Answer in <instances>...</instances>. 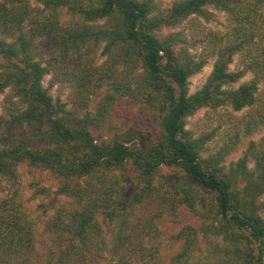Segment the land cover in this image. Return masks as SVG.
I'll return each mask as SVG.
<instances>
[{
    "label": "trees",
    "instance_id": "trees-1",
    "mask_svg": "<svg viewBox=\"0 0 264 264\" xmlns=\"http://www.w3.org/2000/svg\"><path fill=\"white\" fill-rule=\"evenodd\" d=\"M208 7L228 14L231 42L215 51L212 73L191 95L190 79L207 60L190 53L182 34L160 38L158 32L192 15L206 16ZM63 9L78 22L64 23ZM263 9L264 0H180L166 12L152 0H0V93L11 88L20 100L22 109L10 112L8 124L29 127L19 139L14 133L0 138V186L27 163L55 174L62 181L58 194L79 202L71 211L56 204L40 234L14 201L0 203V264H264V147L252 143L227 166L223 153L204 159L209 137L186 129V119L203 108L241 111L256 103L264 77ZM42 38L66 55L85 50L87 56L105 43L103 54L143 71L130 83L102 77L107 94L98 112L82 116L44 87L49 68L38 60ZM239 54L256 78L233 88L246 72L230 70ZM125 98L141 107L156 131L132 127L95 136ZM252 157L254 170L248 166ZM129 166L137 184L131 194L118 176L132 181ZM143 203L158 213L136 235L127 225ZM182 206L198 224L165 237L156 220L176 217ZM134 235L140 238L136 255L128 252Z\"/></svg>",
    "mask_w": 264,
    "mask_h": 264
},
{
    "label": "rangeland",
    "instance_id": "rangeland-1",
    "mask_svg": "<svg viewBox=\"0 0 264 264\" xmlns=\"http://www.w3.org/2000/svg\"><path fill=\"white\" fill-rule=\"evenodd\" d=\"M177 1L180 0H152L159 12H166ZM32 4L33 6L37 5L35 2ZM207 12L206 16L192 15L181 24L164 27L158 32L160 38L170 34H182V37L187 39L190 53L195 55L197 59L207 60L201 72L190 79L191 95L203 87L212 73L217 58L215 51L220 46L231 42L228 36L232 21L228 14L214 7H208ZM62 18L64 23L68 22L70 25L78 22L69 16L65 9L62 10ZM99 25H104V22ZM47 40L42 38L38 41L40 51L38 60L49 68V73L44 77L43 85L55 101L64 103L67 110L82 116L88 111L93 114L98 112V104L107 94L106 85H100L102 77H112V81L130 83L131 80L137 81L143 71L141 67L133 69L132 65H122L123 61L115 62V54H103L105 43L96 52L93 50L89 52L87 56L85 50L77 54L66 55L62 49L55 45L48 47ZM246 62L247 57L244 55L239 54L234 57L230 70L233 72L246 70V72L233 88H238L256 78V73L249 69ZM113 65H118V70L112 73L114 69L112 70L111 67ZM19 102L20 100L11 88L0 93V138H3L2 141L5 137L11 136V133L15 134V136H11L12 138L19 139L25 131L29 130L27 125L8 124L11 121L10 112L22 109L19 107ZM146 119V115H142L141 107L132 98H125L110 109L102 129H95L94 133L97 137L103 135L107 138L108 135L111 137L115 134H123L132 127L140 130L150 127L152 131H156L157 127L147 123ZM186 129L193 133L194 137L205 135L209 137L203 154L204 159L223 153L227 166L236 163L248 151L252 143L255 144L257 150L263 149L264 77L259 83L257 101L253 106L246 107L241 111H235L229 106L217 109L203 108L186 119ZM232 142H236V144L233 149H230ZM248 166L251 170L255 169L254 157L250 159ZM126 175L132 177L133 180L124 182L123 178L118 175L121 180L120 187H126L131 194V191L137 189L136 172L133 167L129 166ZM82 183L86 185V182ZM61 185L62 181L52 172L41 167H31L27 163H21L16 178L13 180L4 179L2 182L0 203L4 201L12 203L14 201L16 205H19V208L16 207L18 210L21 209L27 213L28 222H33L40 234L44 232V227L55 215L56 204L59 207L62 205L65 211H71L78 206L79 202L74 196L58 194ZM260 203L264 204V195L261 197ZM177 210L176 217L167 215L163 220H156L157 223L159 222V228L165 237L175 235L184 225H197L199 222L197 215L187 207L182 206ZM157 213L158 210L154 206H150L148 203L141 204L135 214L131 216L127 230L136 235H141L142 223ZM262 216L264 217V211ZM112 235L109 233L106 237L108 243L113 239ZM41 236L43 235L41 234ZM138 240L140 238L134 235L133 245L128 252L135 254L134 249L137 248Z\"/></svg>",
    "mask_w": 264,
    "mask_h": 264
}]
</instances>
